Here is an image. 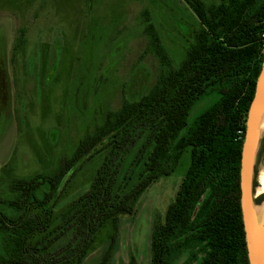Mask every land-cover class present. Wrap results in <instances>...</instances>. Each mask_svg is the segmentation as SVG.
Masks as SVG:
<instances>
[{
  "label": "trees",
  "instance_id": "trees-1",
  "mask_svg": "<svg viewBox=\"0 0 264 264\" xmlns=\"http://www.w3.org/2000/svg\"><path fill=\"white\" fill-rule=\"evenodd\" d=\"M183 1L198 20L183 60L174 63L146 11L148 51L161 65L154 85L106 112L61 161L58 179L11 181L14 196L4 201L10 210L0 212V264H82L102 244L100 264H111L121 217L188 150L175 198L153 225L149 264H173L187 249L193 258L202 254L198 264H249L241 152L264 60V0ZM211 95L215 101L191 120L196 104ZM133 148L132 173L120 187L122 162ZM88 162L94 165L88 189L62 205L67 185ZM255 201L261 206L264 193ZM124 264L140 263L131 256Z\"/></svg>",
  "mask_w": 264,
  "mask_h": 264
},
{
  "label": "rangeland",
  "instance_id": "rangeland-1",
  "mask_svg": "<svg viewBox=\"0 0 264 264\" xmlns=\"http://www.w3.org/2000/svg\"><path fill=\"white\" fill-rule=\"evenodd\" d=\"M146 11L174 63H180L198 24L183 0H0V39H6L10 83L0 111V158L7 160L0 164V212L10 210L4 201L14 196L12 180L38 174L58 179L64 174L61 161L106 112L154 85L161 65L148 51ZM214 101L212 95L199 101L190 119ZM263 145L264 132L255 162L256 198L264 173ZM136 152L133 148L122 162L120 187L132 173ZM189 163L188 150L172 173L141 196L133 213L121 217L111 264L127 263L131 256L140 264L150 263L153 225L164 217ZM93 167L88 162L79 169L62 205H70L88 189ZM2 243L0 233V257ZM106 248L98 246L82 264H100ZM191 256L187 249L173 264H198L202 258Z\"/></svg>",
  "mask_w": 264,
  "mask_h": 264
},
{
  "label": "water",
  "instance_id": "water-1",
  "mask_svg": "<svg viewBox=\"0 0 264 264\" xmlns=\"http://www.w3.org/2000/svg\"><path fill=\"white\" fill-rule=\"evenodd\" d=\"M263 109L264 60L257 80L255 95L247 114L246 131L241 152V209L249 264H264V216L261 215L264 201L258 207L255 201L254 185L255 162L262 133L258 129V120Z\"/></svg>",
  "mask_w": 264,
  "mask_h": 264
},
{
  "label": "flooded vegetation",
  "instance_id": "flooded-vegetation-1",
  "mask_svg": "<svg viewBox=\"0 0 264 264\" xmlns=\"http://www.w3.org/2000/svg\"><path fill=\"white\" fill-rule=\"evenodd\" d=\"M0 77L1 79L7 84V52H6V39L5 36H1L0 39ZM4 95V96H3ZM3 95L1 97L2 102L6 99V91L3 92Z\"/></svg>",
  "mask_w": 264,
  "mask_h": 264
},
{
  "label": "bare ground",
  "instance_id": "bare-ground-1",
  "mask_svg": "<svg viewBox=\"0 0 264 264\" xmlns=\"http://www.w3.org/2000/svg\"><path fill=\"white\" fill-rule=\"evenodd\" d=\"M258 129L260 132H264V109L262 110L259 120H258ZM259 180L261 181V186L256 189V196L258 194L264 193V173L259 175ZM261 215L264 216V207L261 209Z\"/></svg>",
  "mask_w": 264,
  "mask_h": 264
},
{
  "label": "crops",
  "instance_id": "crops-1",
  "mask_svg": "<svg viewBox=\"0 0 264 264\" xmlns=\"http://www.w3.org/2000/svg\"><path fill=\"white\" fill-rule=\"evenodd\" d=\"M10 86V83H9V79H8V77H7V84L1 79V77H0V102H1V104H0V111H3V110H1L2 109V107H3V103L5 102V100H4V102H2V99H1V97H2V95H3V92L5 93V91H7V88ZM4 96V95H3ZM2 156L4 155L3 153H0ZM7 160L6 159H2V157L0 158V164H4L5 162H6Z\"/></svg>",
  "mask_w": 264,
  "mask_h": 264
}]
</instances>
